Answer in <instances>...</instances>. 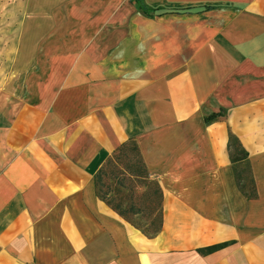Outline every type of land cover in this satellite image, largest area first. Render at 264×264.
Listing matches in <instances>:
<instances>
[{
    "label": "crops",
    "instance_id": "1",
    "mask_svg": "<svg viewBox=\"0 0 264 264\" xmlns=\"http://www.w3.org/2000/svg\"><path fill=\"white\" fill-rule=\"evenodd\" d=\"M34 1L0 24V264H264V0ZM130 140L163 191L151 239L96 195Z\"/></svg>",
    "mask_w": 264,
    "mask_h": 264
},
{
    "label": "trees",
    "instance_id": "2",
    "mask_svg": "<svg viewBox=\"0 0 264 264\" xmlns=\"http://www.w3.org/2000/svg\"><path fill=\"white\" fill-rule=\"evenodd\" d=\"M138 12L148 19L155 18L158 9L150 7L145 0H129ZM213 7H205L206 11L212 10ZM188 12V11H187ZM225 114L211 115L210 119L223 117ZM229 140L231 144H236L239 149L244 150L241 142L229 132ZM250 164V161H247ZM250 167V165H249ZM252 174V173H251ZM113 179L114 184L110 183ZM152 184L153 189L148 194L149 201L152 206L149 207L150 214H156V220H153L148 229L145 230L142 226L135 224L132 221L133 216L143 213L141 206L142 202L134 199L135 192L138 188L145 184ZM250 185L252 191L251 199H257V191L255 181L252 179ZM119 186V188L115 187ZM95 189L97 198L105 203L125 222L129 223L136 229L140 230L147 238H155L163 228V191L157 181H154L147 169L143 156L137 143L133 140L123 143L101 166L95 175ZM122 189L130 191L125 195ZM111 194H115L117 198H111ZM126 196V197H125ZM129 199L125 203V200ZM142 199V197H141Z\"/></svg>",
    "mask_w": 264,
    "mask_h": 264
},
{
    "label": "rangeland",
    "instance_id": "3",
    "mask_svg": "<svg viewBox=\"0 0 264 264\" xmlns=\"http://www.w3.org/2000/svg\"><path fill=\"white\" fill-rule=\"evenodd\" d=\"M35 2L38 1L0 0V24H5V23L19 24L21 15L25 14L26 11L29 10L34 11L36 9L37 5L35 4ZM15 33L16 32H12V34ZM223 117H225V115ZM231 155L239 185L241 189L243 191H246L250 196V193L253 189L250 183L252 179L254 181L255 179L251 168V164L247 162L249 160L248 155H244L242 153V150L239 149L236 144H231ZM110 183L114 184L113 179L110 180ZM115 187L119 188V186H115ZM152 189L153 186L149 182V184H145L140 188H138L134 196V199L137 200V202L139 200L140 202L143 203V205L141 206L143 213L137 216H133L131 219L135 224L142 226V228H144L145 230L148 229L149 225L152 223L153 220H156V216H155L156 214L155 215L150 214V211L148 210L149 207L152 206V203L149 201L148 198V194L152 192ZM122 191L124 192L125 195H128L130 193V191L127 189H122ZM111 198H117V197L115 196V194H111ZM127 201H129V199H126L125 203Z\"/></svg>",
    "mask_w": 264,
    "mask_h": 264
}]
</instances>
